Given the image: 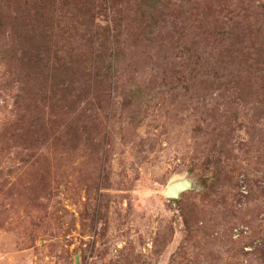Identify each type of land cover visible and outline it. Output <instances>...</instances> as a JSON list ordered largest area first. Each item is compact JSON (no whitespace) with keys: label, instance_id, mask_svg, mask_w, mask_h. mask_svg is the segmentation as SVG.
I'll return each mask as SVG.
<instances>
[{"label":"rangeland","instance_id":"1","mask_svg":"<svg viewBox=\"0 0 264 264\" xmlns=\"http://www.w3.org/2000/svg\"><path fill=\"white\" fill-rule=\"evenodd\" d=\"M0 264H264V0H0Z\"/></svg>","mask_w":264,"mask_h":264},{"label":"water","instance_id":"2","mask_svg":"<svg viewBox=\"0 0 264 264\" xmlns=\"http://www.w3.org/2000/svg\"><path fill=\"white\" fill-rule=\"evenodd\" d=\"M189 188V182L187 180L184 181H176L171 183L167 190L166 195L170 198H178L181 193Z\"/></svg>","mask_w":264,"mask_h":264}]
</instances>
